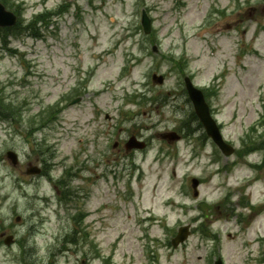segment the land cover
I'll use <instances>...</instances> for the list:
<instances>
[{"label": "rangeland", "instance_id": "1", "mask_svg": "<svg viewBox=\"0 0 264 264\" xmlns=\"http://www.w3.org/2000/svg\"><path fill=\"white\" fill-rule=\"evenodd\" d=\"M5 1L28 22L63 0H24L22 12L14 0ZM104 2L69 0L59 31L51 32L46 44L11 36L7 47L22 54L5 50L0 37V110L8 115H0V234L25 240L33 252L26 261L32 264L264 262V167L253 177L249 165L260 161L262 152L224 156L204 138L190 104L178 96L183 83L172 61L186 51V73L204 86L224 73L213 82L219 85L217 94L207 99L224 138L239 149L246 130L264 111V0ZM143 8L153 27L145 57L142 33L136 31ZM126 54L137 60L129 70ZM170 63L175 74H167L163 85L150 81L152 72L163 73ZM81 83L86 89L69 100L82 96L81 101L57 113L48 108ZM136 89L163 101L125 105L124 96ZM120 108L133 112L119 121ZM45 111L55 117L47 120ZM94 114L99 117L91 122ZM97 124L103 133L95 138ZM171 131L180 139L164 135ZM131 134L148 146L126 151ZM8 150L17 153L16 166L6 157ZM36 163L42 173L27 174L28 165ZM193 176L201 183L197 197ZM59 178L68 184V197H74L66 206L58 202L54 182ZM202 202L207 204L200 209ZM78 210L87 212L78 225L86 231L74 235L70 215ZM17 216L21 219L15 222ZM185 224L196 232L173 248L167 238ZM68 234L83 241L78 249L70 245L62 252ZM21 255L17 244L7 246L0 237V264H28Z\"/></svg>", "mask_w": 264, "mask_h": 264}, {"label": "water", "instance_id": "2", "mask_svg": "<svg viewBox=\"0 0 264 264\" xmlns=\"http://www.w3.org/2000/svg\"><path fill=\"white\" fill-rule=\"evenodd\" d=\"M188 91H189L190 98L193 102L194 108L196 110V113L198 114L199 118L202 120L207 133L213 137V139L221 146L222 149H224L223 151L225 153L227 154L230 153L231 151L230 148L222 144L221 142V136L215 125V122L210 117L208 105L205 103L201 92L199 90L192 89L191 87H189ZM133 144L134 142L131 141L130 146ZM197 183H198L197 180H193L194 187L197 185ZM185 237H186V232L180 233L178 236V240H183Z\"/></svg>", "mask_w": 264, "mask_h": 264}, {"label": "trees", "instance_id": "3", "mask_svg": "<svg viewBox=\"0 0 264 264\" xmlns=\"http://www.w3.org/2000/svg\"><path fill=\"white\" fill-rule=\"evenodd\" d=\"M262 123L264 124V120L262 121Z\"/></svg>", "mask_w": 264, "mask_h": 264}]
</instances>
